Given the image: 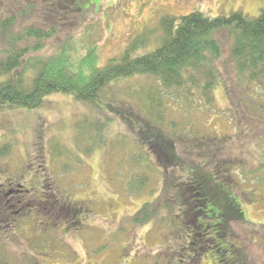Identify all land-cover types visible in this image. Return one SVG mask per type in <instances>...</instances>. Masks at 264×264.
Instances as JSON below:
<instances>
[{"label": "rangeland", "instance_id": "obj_1", "mask_svg": "<svg viewBox=\"0 0 264 264\" xmlns=\"http://www.w3.org/2000/svg\"><path fill=\"white\" fill-rule=\"evenodd\" d=\"M54 1H30L36 8L35 17L28 25L60 26L56 36L43 42L44 48L32 57L48 59L66 49L72 62L76 63L88 49L94 48L99 66L119 56L133 42H141L131 53L133 58L158 48L163 37L160 20L167 15L180 17L200 11L215 18L240 11L249 18H256L264 6L263 0H194L191 4L184 0H77V8L72 0H61L57 7L63 15H58L55 21L44 20L39 11L48 9L56 13L53 8L57 7L51 4ZM226 35L227 32L222 31L214 36L223 41ZM224 43L223 57L229 51L228 40ZM223 65L222 58L215 64L218 77L229 81L232 94L228 96L219 83L213 90L210 105L198 100L197 87L192 89L196 96L192 102H188L181 91L156 87L167 108L163 114L166 122H174L184 132L181 136H174V130L170 128L183 163L178 171H173L174 175L183 174L179 169H183L186 163L202 161L194 153L195 149L210 150L212 146L208 141L210 147H204L197 143V139L212 134L227 140L224 149L220 150L227 151L226 159L236 163L232 175L245 182L242 189L247 190L263 179L257 176L251 179L253 177L247 175L244 180L239 166L246 164V169L250 170L259 164V154L264 153V119L261 121L250 116L252 112L246 110L244 103L256 109L257 106L246 96V89H236L234 73L229 71L228 75ZM25 66L29 69L30 65ZM151 80L138 75L110 83L96 105L55 93L45 97L37 109L0 111V164L5 166L8 163L16 172L24 169L20 173L25 180L32 178L33 174L48 178L54 186L52 197L68 201L78 211L73 216H66V221H60L64 211L58 212L56 203L48 201L41 212L44 214L35 216L33 211L29 212V224L10 232L18 233L19 239L17 236L1 237L2 256L12 258L14 251L17 259L11 261L20 263L30 255L37 259L32 258L36 260L33 264H186L187 261L191 264L186 259L188 252H181V248L186 247L187 235L181 232L176 204L171 202L174 199L173 184L169 183L171 187L164 185V172L155 158L105 107L106 104L123 109L132 107L137 112V99L142 98L138 89L144 91L143 86L155 85ZM247 94L257 98L264 107V87L252 83ZM231 104L236 114L230 112ZM260 109L255 113L259 114ZM187 131L191 134H186L185 139ZM227 135L230 137L226 138ZM219 155L222 158V154ZM39 182L40 179L35 185ZM234 182L240 184L238 179ZM240 189L239 185L238 191ZM35 191L37 189H33V194ZM224 193L234 200L237 195L241 199L240 193L232 195L230 188H224ZM214 199L213 207L221 198L216 196ZM156 200L160 203L158 207ZM151 202L156 211L151 214L150 222L137 227L132 216ZM242 202L244 204L239 205L244 221L233 224L232 232L236 234L233 238L237 239L234 241L240 244L239 248L242 247L246 264H264V197L252 204ZM30 208L34 206L30 205ZM19 245L26 247V254L20 260ZM213 257L209 253L199 264H214ZM240 257H243L242 253Z\"/></svg>", "mask_w": 264, "mask_h": 264}, {"label": "trees", "instance_id": "obj_2", "mask_svg": "<svg viewBox=\"0 0 264 264\" xmlns=\"http://www.w3.org/2000/svg\"><path fill=\"white\" fill-rule=\"evenodd\" d=\"M30 1L0 0V111L37 109L45 97L55 93L68 95L78 102L96 105L104 88L110 83L138 75L152 78L151 81H154L155 85L150 83L147 87L143 86L144 91L138 89L142 98L137 99V112L132 107L123 109L109 104L105 107L131 130L138 143L145 146L146 151L155 158L156 164L164 172V185L171 187L170 184H173L174 199L172 198L171 202L176 204V217L181 224V232L187 235L186 247L181 248V252H188L186 259L190 260L191 264H199L210 253L214 256V264H246L247 258L242 247L239 248L240 244L235 242L237 239H234L236 234L232 232V227L233 224L244 221L239 205L243 203L242 200L252 204L264 197V153L259 154V164L250 170L246 169V164L238 165L244 180L247 175L253 177L251 179L255 176L263 179L247 190L242 189L245 182L232 175L233 165L236 163L226 159L227 151L220 150L224 149L227 140L212 134L207 138L202 136L197 139V143L205 145L204 147L212 146L210 150L195 149L194 153L202 161L186 163L183 169H179L183 174L174 175L173 171L183 163L170 128H173L174 136H181L184 132H181L183 130L175 126L174 122H166L163 114L167 108L156 86L161 90L181 91L188 102L196 99L192 89L197 87L198 100L207 101L210 105L213 90L219 83L228 96L232 94L229 81L218 77L215 67L216 62L222 58L228 75L229 71L234 73V84L238 87L236 89H246L245 94L249 100H252L258 110L262 108L257 114L254 106L251 105V111L250 104L244 103L246 110L252 112L250 116H256L262 121L263 105L247 93L252 83L260 88L264 87V8L256 18H249L240 11L215 18H210L200 11L180 17L167 15L160 20L163 37L158 48L148 54L131 57L137 44H141L139 37L136 40L138 42H133L119 56L110 58L103 66H99L94 48L88 49L76 63L72 62L66 49L48 59L32 57L44 48L43 42L56 36L60 26L48 27L43 26V23L41 26L28 25L35 17L33 12L36 8ZM61 2L55 0L51 4L57 7ZM72 4L78 8L77 0ZM53 9L56 13L48 9L40 10L39 13L44 20L55 21L58 15L63 14L60 8ZM222 31L227 32V35L223 41H219L214 35ZM226 39L229 51L223 57ZM27 63L30 65L29 69L25 68ZM230 112L236 114L233 104ZM186 134L191 132H185V139ZM228 137L230 135L226 138ZM208 141L210 146H207ZM1 153L2 150L0 155ZM219 154H222V158ZM39 166L41 167L40 164L37 167L40 168ZM193 167L195 169L191 170ZM235 179H238L240 184H236ZM50 182L46 178L45 193L51 195V198L45 201L55 203L58 197H52L54 186ZM224 188H230L234 193H231L232 195L240 193L241 199L238 195L236 200L225 196ZM216 196L221 199L213 207ZM158 202L159 200L155 202L157 207L160 204ZM155 205L153 207L152 202L144 204L132 216L133 223L137 227L149 223L151 214L156 211ZM215 208L219 210L216 211ZM240 253L243 257H240ZM32 258L30 257L29 264L36 263Z\"/></svg>", "mask_w": 264, "mask_h": 264}, {"label": "flooded vegetation", "instance_id": "obj_3", "mask_svg": "<svg viewBox=\"0 0 264 264\" xmlns=\"http://www.w3.org/2000/svg\"><path fill=\"white\" fill-rule=\"evenodd\" d=\"M73 1L74 0H72V2ZM184 2L191 4L194 2V0H184ZM262 8H264V6ZM20 172L24 171L19 170V172H16L13 170V168L11 169L9 165H0V239H2L1 237L8 238L9 236H17V239H19L18 233L15 234V232H13L12 234H10V232L17 227H22V225L29 224H27V220L30 219L29 212L32 213L33 211L35 213L33 215L35 216H40L41 214H44L41 212L45 209V204L47 203V200L45 201V199L51 197V195L48 196V194L46 195L45 193L46 185L44 183L46 181V178H41L39 177V175L33 174L32 178H27V180H25L24 176ZM39 179L40 182L38 183V185H35L37 184ZM27 181H30L28 185L26 184ZM33 189H37V191H35V194H33ZM67 202L68 201L62 202L59 198H57V201L55 202L59 203L58 205L56 204V208H58L57 211H64V216L61 217L62 220L60 219V221H66V216L70 214L73 216L76 212H78L70 206V203ZM30 205H33L34 208L31 209ZM63 227L67 228L68 226L63 225ZM18 248L22 252L21 255L18 257V260H20V258H23L26 254V247L24 245H19ZM11 249L14 250L13 248ZM11 255L12 258H8L0 254V262L6 264H9L11 262L16 263L15 260L11 261V259H17V256H15L14 251ZM30 257L32 256L29 255L27 260H25L26 258H24V260H21L23 263H20L28 264ZM24 261L27 262L24 263Z\"/></svg>", "mask_w": 264, "mask_h": 264}]
</instances>
